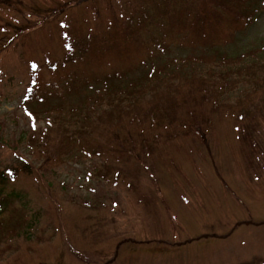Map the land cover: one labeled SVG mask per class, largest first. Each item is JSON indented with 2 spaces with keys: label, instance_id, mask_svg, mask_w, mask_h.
<instances>
[{
  "label": "rangeland",
  "instance_id": "1",
  "mask_svg": "<svg viewBox=\"0 0 264 264\" xmlns=\"http://www.w3.org/2000/svg\"><path fill=\"white\" fill-rule=\"evenodd\" d=\"M0 1L5 6L12 3L10 10L0 8V75L11 76L8 82H0V125L5 131L10 129L7 134L12 140L28 122L19 100L31 74V62L40 64V80L54 79L55 71L49 68L47 57L51 61L59 58L61 43L74 35L85 37L91 30L100 37L112 34L122 16H130V5L121 3L125 0H79V5L72 4L74 0ZM66 3L70 6H63ZM12 5L25 10L21 21L11 20L20 16ZM28 12L35 16L34 27ZM137 17L132 22L136 39L149 43L121 56L129 63L145 61L134 70L136 77H145L150 62L160 64L172 57L181 62L188 55H212L217 61L221 53L235 55L264 39V16L257 24L237 29L233 42H227L222 34L228 24L219 26L218 31L212 29L206 37L198 34V39L179 40L176 31L180 28L163 29L157 20L146 24L144 15ZM64 18L68 20L61 29L67 32L63 39L58 24ZM153 37H164L169 51L147 62L149 52H154ZM208 39L211 44H204ZM112 60L117 59L88 60L79 68L104 70ZM191 65L197 70L209 67L187 59L185 67ZM214 125L215 142L209 149L194 147L198 145L185 140L179 144V151L161 156L164 164L159 173L163 180L153 185L139 174L138 180L132 179L137 183L135 192L93 177L88 159L73 158L54 169L50 195L37 175L21 174L15 186L30 193L28 212L40 208L42 214L27 237L11 240L9 249L5 242L0 243V264H264V134L254 133L260 141L242 151L230 122L215 121ZM9 139L5 143L8 148ZM9 153L7 148L0 149V169L11 164L6 162ZM192 177L197 181L191 185L185 182ZM63 178L65 188L61 187ZM226 183L228 188L223 185ZM60 219L67 229L60 230ZM125 237L129 241L121 243Z\"/></svg>",
  "mask_w": 264,
  "mask_h": 264
},
{
  "label": "trees",
  "instance_id": "2",
  "mask_svg": "<svg viewBox=\"0 0 264 264\" xmlns=\"http://www.w3.org/2000/svg\"><path fill=\"white\" fill-rule=\"evenodd\" d=\"M128 1L123 3L130 5V16H122L112 34L100 37L91 30L85 37L74 35L61 43L59 58L51 61L47 57L49 68L55 71L54 79L40 80V64L33 62L24 87V96L31 101L27 108L33 121L28 120L24 130L12 140L7 134L10 129L5 131L0 125V149L10 150V160L6 162L11 163L0 169V243L5 242L7 249L11 240L27 237L42 214L40 208L28 212L30 193L15 186L21 174L37 175L48 191L56 176L54 169L60 164L73 158L88 159L92 162L93 177L135 192L137 183L132 179L138 180L139 174L153 185L163 180L159 173L164 164L162 157L179 151V144L185 140L198 145L194 147L209 149L210 143L215 142V121L231 123L242 151L246 145L260 141L254 133L264 134V39L235 55H217L220 52L217 51L218 57L214 55L219 58L217 61L212 55H188L181 62L177 57L160 64L150 62L145 77H136L134 73L144 60L136 63L121 60L122 55L132 53L128 54L130 49L149 43L136 39L132 28L133 20L140 14L147 19L146 24L157 20L160 28L182 26V31L194 29L202 37L208 36L212 29L218 31L227 21L233 29L225 40L233 42L234 32L248 26L264 10V0ZM79 3V0L72 2ZM11 4L0 3V8L10 10ZM16 10L20 16L11 20L21 21L25 10ZM28 16L33 18V26L35 16L31 12ZM67 20L64 18L58 24L63 39L67 32L61 29ZM156 38L154 46L151 45L154 52H149L147 62L160 59L163 52L169 51L164 37ZM204 44H211V40H205ZM107 57L117 60L103 66L104 70L79 68L88 60L100 62ZM187 59L201 65L207 63L209 67L198 70L196 65L185 67ZM10 77L0 75V82H8ZM5 119L10 120L8 116ZM5 137L10 140L9 148ZM160 157L161 162L157 160ZM184 180L190 185L197 181L194 177ZM61 181V187L65 188L66 179ZM80 203L84 206L85 200ZM60 224V230L67 229L62 219Z\"/></svg>",
  "mask_w": 264,
  "mask_h": 264
}]
</instances>
